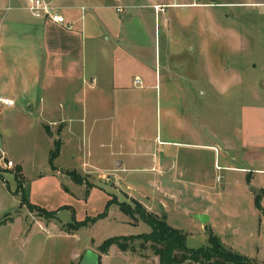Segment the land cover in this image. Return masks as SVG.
I'll return each instance as SVG.
<instances>
[{
    "label": "rangeland",
    "instance_id": "1",
    "mask_svg": "<svg viewBox=\"0 0 264 264\" xmlns=\"http://www.w3.org/2000/svg\"><path fill=\"white\" fill-rule=\"evenodd\" d=\"M208 2L210 7L168 8L161 15V83L145 85L156 86L147 92L150 102L141 114L133 106L127 123L138 136L145 134L148 149L109 159V151L112 147L117 150L118 142L111 140L112 124L107 117L114 113V105L111 91H103V85H96L95 90H90L93 85L83 86L90 101L98 97L107 103L97 107L89 102L84 113L89 128L83 136V147L96 151L101 160L90 161L98 167L93 171L95 177L77 174L82 184H74L66 172L61 176L51 169L50 153L58 140V128L50 132L53 141L37 124L36 117L28 114L31 112H27V106L19 113L7 110L0 116L6 156L17 164L6 169L4 162L9 160L3 159L0 152V264H80L88 251L100 255L99 247L109 238L151 232L148 225L126 216L116 204L110 207L107 218L77 230L75 222L104 213L111 196L118 204L134 207L132 201H136L147 211L166 216L170 227L186 235L190 250L208 248L212 231L226 249L264 264V217L254 203L261 191L251 189L253 198L246 189L247 180L235 179L233 172L223 170L227 166L225 146L241 140L250 116L264 109V8L235 5L252 0ZM227 3L230 5H222ZM148 19L154 39V14ZM148 64L155 68L154 63ZM169 67L176 76L174 82L169 81ZM75 92H68L69 97ZM94 118L103 121L95 126L93 135ZM76 132L81 138L80 125ZM72 139L73 146H65L57 165L80 172L82 162L76 155L74 161L71 158L73 152L80 157V139ZM193 145L202 146L198 149ZM208 146L213 147L212 151L204 149ZM117 161L124 162L125 171L119 174L122 182L116 183L108 179L114 178L111 170ZM18 165L23 166L29 200L51 215L20 206L15 179ZM159 165L181 183L172 187L181 189L175 200L159 196L157 187L149 183L156 174L147 170ZM182 174L184 179H179ZM203 174L208 177L205 179ZM87 186L98 188L85 196ZM200 215H207L210 221L203 224L197 218ZM134 244L137 253L126 254L115 247L107 257L101 256V263L159 264L150 245L143 250L141 241Z\"/></svg>",
    "mask_w": 264,
    "mask_h": 264
},
{
    "label": "crops",
    "instance_id": "2",
    "mask_svg": "<svg viewBox=\"0 0 264 264\" xmlns=\"http://www.w3.org/2000/svg\"><path fill=\"white\" fill-rule=\"evenodd\" d=\"M27 1L0 0V96L15 101L13 108L0 106V116L7 110H15L19 113L23 106H27V112H31L28 114L36 117L37 124L42 125L51 140L53 139L50 132L58 128V140H53L54 149L56 142L61 143L60 155L54 163L56 173L61 176L66 175L68 178L70 176L66 173L71 172L95 177L93 171H97L98 167L90 161L97 162L101 159L98 158L96 151L91 148L85 150L83 147V136L89 128L88 115L85 118L84 113L88 110L89 102L97 107L104 106L107 102L98 97L90 101L88 92L87 90L86 93L84 92L83 86L93 85L90 90H95L96 85H103L101 86L103 91H111L110 100L114 105V113L107 117V122L112 124L109 127L111 140L118 142L117 150L112 147L109 151V159L127 153L135 155L132 153L139 152L141 148L148 149L145 134L138 136L136 131L129 129L127 123L130 121L129 111L133 106L141 114L140 111L142 109L144 111L150 102L147 92L156 86L145 85H160L159 76L163 67L160 63L158 40L161 36L158 31L159 22L152 7L160 5L169 6L168 8L195 6L205 8L210 7L211 4L208 2L210 0H57L58 5L64 8L63 13L68 22L74 25L73 30L34 19L26 10ZM222 5H230V3ZM235 5L264 8V0H252ZM8 8H11V11L8 12ZM82 8L86 10L84 21L80 20ZM117 8H122L124 12L117 13ZM150 14L155 16L154 39L149 33V28L152 26L148 19ZM165 22L170 21L165 20ZM148 62L154 63L155 68L152 69ZM166 72L169 81L174 82L176 76L172 73V68H167ZM137 78L141 80L142 87L135 85ZM74 90H76L75 94L69 97L68 92ZM94 95L97 96V93ZM132 96L137 97L135 99ZM116 109L119 111L118 115ZM77 112L81 114L75 118L73 115ZM257 112L261 114L250 116L243 135L241 134V140H237L236 143L230 142L225 146L224 162L227 166L223 167V170L233 172L235 179L247 180L249 185L246 184V189L253 198L254 192L251 189L261 191L263 211L260 213L264 217V109ZM100 121L103 119L92 120L93 135L96 132L95 126ZM79 125L81 138L76 132V126ZM70 138L80 139L77 141L80 157L74 152L71 155L73 161L76 155L82 162L80 172L76 168L57 165L65 146L67 145L68 148L73 146V139L69 140ZM158 143L163 144V142ZM200 146L202 145H193L198 149H201ZM212 148V146L204 147L210 151ZM0 152L7 158L1 133ZM18 166L22 168L24 176L23 166ZM111 171L114 178H109L108 181L122 182L119 174L125 171L124 162L117 161L116 168ZM148 171L156 174L149 183L151 187H157L156 192L159 196H168L173 200L180 196L181 189L175 190L172 187L181 183L166 170L164 165ZM63 172H66L65 175L62 174ZM169 176L172 179H169ZM203 177L206 179L208 174H203ZM179 179H184V174L180 175ZM73 183L77 184L74 181ZM97 188L86 189L85 196ZM99 189H102L101 186ZM67 190L70 192V189ZM186 191L184 190L185 193ZM190 191L188 190L189 193ZM141 195L144 197V191ZM145 198L150 199L147 196ZM110 200L112 196L109 197L108 202Z\"/></svg>",
    "mask_w": 264,
    "mask_h": 264
},
{
    "label": "trees",
    "instance_id": "3",
    "mask_svg": "<svg viewBox=\"0 0 264 264\" xmlns=\"http://www.w3.org/2000/svg\"><path fill=\"white\" fill-rule=\"evenodd\" d=\"M61 143H55V149L50 154V166L53 171H56L55 161L60 155ZM15 179L17 182V195H20L21 207H27L28 210L37 211L46 215H51L42 208L31 204L29 196L26 192V185L23 181L22 168L16 171ZM72 177V180L77 184H82L81 178L76 172L67 173ZM92 187L87 186L90 190ZM255 206L259 211L262 208V195H256ZM116 204L120 211L129 216L130 218H138L139 221L145 223L151 228L149 234H142L137 237H112L103 242L99 247V263L102 264L101 256L108 255L110 249L116 246L123 253H137L135 242L141 241V249H145L148 245L152 249L154 255L159 259V264H260L254 261H249L242 256L226 249L221 240L211 231L209 236V247L206 249L190 250L186 243L187 237L181 231L173 229L167 223L166 216H159L151 213L143 208L141 204L132 201V205L118 204L114 200H110L107 204L106 211L95 218H88L86 221L78 223L75 222L77 230L94 225L96 222L108 217L109 209L112 205ZM57 214V213H56ZM3 223H0L2 226Z\"/></svg>",
    "mask_w": 264,
    "mask_h": 264
},
{
    "label": "built area",
    "instance_id": "4",
    "mask_svg": "<svg viewBox=\"0 0 264 264\" xmlns=\"http://www.w3.org/2000/svg\"><path fill=\"white\" fill-rule=\"evenodd\" d=\"M169 6H153L154 13L156 15V20L159 22L161 15L166 13V9ZM26 10L30 13V15L37 20H42L50 23L57 24L59 26L64 27L67 30H73L74 25L68 22L67 18L64 15V8L59 6L57 0H28L26 4ZM7 11H11V8H8ZM117 13L122 14L124 10L122 8H117ZM86 10L82 8V16L81 21H84ZM141 80L136 79L135 85L140 86ZM0 106L6 108H13L15 106V101L6 97L0 96ZM3 159H5V155L3 154ZM2 159V160H3ZM4 167L6 169H12L14 167V163L12 161L4 162ZM218 170H221L218 167ZM220 180V178H218Z\"/></svg>",
    "mask_w": 264,
    "mask_h": 264
},
{
    "label": "water",
    "instance_id": "5",
    "mask_svg": "<svg viewBox=\"0 0 264 264\" xmlns=\"http://www.w3.org/2000/svg\"><path fill=\"white\" fill-rule=\"evenodd\" d=\"M197 218L200 219L203 224H207L210 221L207 215H200ZM98 263H99V255L93 251H88L80 262V264H98Z\"/></svg>",
    "mask_w": 264,
    "mask_h": 264
}]
</instances>
